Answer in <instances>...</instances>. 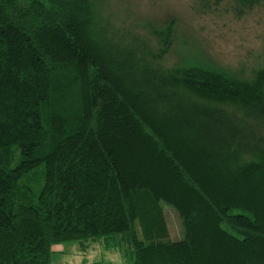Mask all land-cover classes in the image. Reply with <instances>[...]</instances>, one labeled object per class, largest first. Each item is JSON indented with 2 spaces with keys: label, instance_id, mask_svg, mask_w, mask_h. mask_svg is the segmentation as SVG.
I'll return each mask as SVG.
<instances>
[{
  "label": "trees",
  "instance_id": "obj_1",
  "mask_svg": "<svg viewBox=\"0 0 264 264\" xmlns=\"http://www.w3.org/2000/svg\"><path fill=\"white\" fill-rule=\"evenodd\" d=\"M197 4L243 17L264 0ZM152 35L95 0H0V264L75 243L126 246L133 264H264V68L167 67L176 31Z\"/></svg>",
  "mask_w": 264,
  "mask_h": 264
},
{
  "label": "rangeland",
  "instance_id": "obj_2",
  "mask_svg": "<svg viewBox=\"0 0 264 264\" xmlns=\"http://www.w3.org/2000/svg\"><path fill=\"white\" fill-rule=\"evenodd\" d=\"M98 11L117 30L151 38L152 29L174 27L176 37L164 65L202 63L246 79L264 68V5L238 17L233 11L200 14L197 0H95ZM171 238L179 239L183 227L176 213L166 207ZM126 246L106 249L95 244L88 252L78 244L55 247L52 264H133Z\"/></svg>",
  "mask_w": 264,
  "mask_h": 264
}]
</instances>
